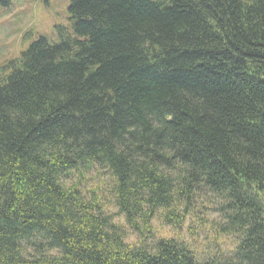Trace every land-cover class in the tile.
I'll list each match as a JSON object with an SVG mask.
<instances>
[{"label":"trees","instance_id":"1","mask_svg":"<svg viewBox=\"0 0 264 264\" xmlns=\"http://www.w3.org/2000/svg\"><path fill=\"white\" fill-rule=\"evenodd\" d=\"M69 12L75 35L38 39L0 76V264H264V0ZM199 200L212 214L195 222ZM186 219L209 224L203 252L148 240L154 220Z\"/></svg>","mask_w":264,"mask_h":264},{"label":"rangeland","instance_id":"2","mask_svg":"<svg viewBox=\"0 0 264 264\" xmlns=\"http://www.w3.org/2000/svg\"><path fill=\"white\" fill-rule=\"evenodd\" d=\"M4 2L6 6L0 3V76L8 71L5 68L6 62L20 56L39 38L57 43L64 33L75 35L69 12L71 0H4ZM103 181H107L108 185L98 183L99 178L96 173H89L82 183L90 191L95 187L100 188L104 204L114 215L116 224L121 227L126 243L134 246L140 242V237L129 228L125 219L115 215L117 209L112 199V186L107 177ZM205 194L210 196L208 192ZM206 207H211V201L199 200L196 203V208L192 209L194 210L192 214L196 216L195 222L198 216L207 219L208 215L212 214ZM209 219L218 221L216 216H211ZM152 225L151 233L155 238L149 236L148 240L179 238L196 248L199 253L206 250L210 243L212 245L213 238L208 233L209 224L205 227L201 223L194 224L192 219H186L185 222L183 220L180 231L174 225H164L161 221L154 220ZM226 242L227 246H231V241Z\"/></svg>","mask_w":264,"mask_h":264}]
</instances>
